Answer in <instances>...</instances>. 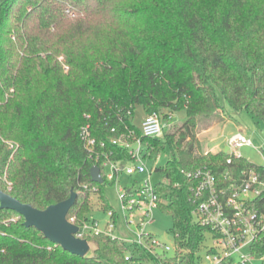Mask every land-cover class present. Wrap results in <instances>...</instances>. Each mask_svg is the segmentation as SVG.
Returning a JSON list of instances; mask_svg holds the SVG:
<instances>
[{"label":"trees","instance_id":"obj_1","mask_svg":"<svg viewBox=\"0 0 264 264\" xmlns=\"http://www.w3.org/2000/svg\"><path fill=\"white\" fill-rule=\"evenodd\" d=\"M220 95L235 112L264 121V0H0L5 193L42 210L75 191L66 217L76 223L87 219L91 194L111 209L103 189L111 183L92 182L90 168L103 175L105 157L120 164L131 158L109 139L130 130L139 136L131 121L136 105L161 120L159 110L183 115L174 133L162 128V138H141L146 157L170 149L154 171L163 172L155 189L173 219V258L102 233L84 235L94 248L79 256L0 209V264H199L209 228L193 219L195 182L186 172L208 168L224 183L226 171L238 176L255 167L244 158L227 165L223 150H201L197 132L224 119ZM85 125L93 153L79 135ZM250 251L264 255V235Z\"/></svg>","mask_w":264,"mask_h":264},{"label":"built area","instance_id":"obj_2","mask_svg":"<svg viewBox=\"0 0 264 264\" xmlns=\"http://www.w3.org/2000/svg\"><path fill=\"white\" fill-rule=\"evenodd\" d=\"M163 125L158 114L153 112L143 116L138 129L139 136L135 135L134 130H130L127 135L109 139L111 145L127 148L131 162L120 164L105 157L101 163L103 175L100 171L102 179L115 186L124 224L127 227L140 229L135 240L124 241L138 245L146 244L156 252L157 248L167 252L170 247L161 243L155 234L146 231V227L154 223V213L162 200L156 193L155 184L151 182L152 171L143 162L147 151L142 154L145 145L142 144L141 138L158 136L162 132ZM79 135L86 149L93 153L96 141L87 125L80 128ZM103 145L100 143L101 147ZM226 146L225 153L228 154L226 164L230 165L234 160L243 159L239 149L252 146V142L243 133L237 131L227 140ZM9 147L12 148L13 144ZM254 165L253 168L242 170L238 176H232L226 171L223 175L224 183L219 182L208 168L186 172V177L195 182L192 187V202L195 205L192 210L193 219L201 226L209 228L211 244L206 247L203 255L208 264H222L225 259H232L233 264H258L264 261V255H255L250 251L251 244L264 235V164ZM123 172L131 179L121 185L120 175ZM137 175L142 178L138 180L135 177ZM97 190V187L92 188L94 193ZM106 214L108 221L105 231L97 228L95 220L89 222L83 219L76 223L74 215L68 221L78 227L75 234L77 237L102 233L117 238L112 232L119 214L113 208L108 209ZM145 239L148 240L147 243Z\"/></svg>","mask_w":264,"mask_h":264},{"label":"rangeland","instance_id":"obj_3","mask_svg":"<svg viewBox=\"0 0 264 264\" xmlns=\"http://www.w3.org/2000/svg\"><path fill=\"white\" fill-rule=\"evenodd\" d=\"M220 100L223 102L224 110L223 112H219L224 119L221 121L214 123L215 129H202L197 132V138L200 141V146L202 152H217L223 150L226 146L227 140L237 131L243 133L246 137H248L252 146H244L239 149L242 157L247 161L256 164L263 165L264 164V121L261 119H257L255 117L250 116L245 110H241L239 112H235L227 100L223 99L220 95ZM161 118L163 129L166 133H174L176 128L181 124L183 120V115L180 113H169L167 110H159L158 111ZM169 113L167 117L164 115ZM143 109L140 105H136L134 109V114L131 119L132 123L136 128H139L141 125V121L143 118ZM229 121V122H228ZM225 122L227 124H225ZM225 124V125H224ZM218 125V126H217ZM223 125V126H222ZM217 126V127H216ZM162 132L157 136L162 138ZM130 140V139H129ZM146 146L142 149V154L146 153ZM158 156V160L156 157ZM170 157V149L166 147L165 151H161L158 155L155 154L153 158L144 157L143 162L145 166L151 170L150 179L153 184H156L160 181L164 180L163 172L158 170L154 171L156 165H164L165 162ZM138 180L142 178V176H135ZM131 177L127 176L124 172L120 175V184L124 185L129 182ZM103 189L105 196L107 198L108 204L119 214L115 229L112 234L122 240H135L137 237V232L140 230L139 228L127 227L124 224L120 204L116 196L115 186L113 184H107L105 182L103 184ZM90 211L85 214L87 220L90 222L91 220H95L97 222V228L101 231H105V225L108 221V217L106 214L107 209L105 208V204L100 201L99 197L95 194H91L88 197ZM155 221L153 224L146 227V231L152 232L157 236V238L170 247V250L166 253L164 252L167 258H173L175 256V244L173 237V219L171 216L163 213L160 208H158L154 213ZM211 244L210 236L205 235V239L203 242V247L199 251L200 261L199 264H208L206 260H204L203 255L206 251V247H209ZM89 250L87 252L88 255L92 253L94 248V244L92 242H88ZM157 253L162 255L163 250L161 248H157ZM142 264H156L154 262H143ZM174 264V263H169Z\"/></svg>","mask_w":264,"mask_h":264},{"label":"water","instance_id":"obj_4","mask_svg":"<svg viewBox=\"0 0 264 264\" xmlns=\"http://www.w3.org/2000/svg\"><path fill=\"white\" fill-rule=\"evenodd\" d=\"M227 151V146L223 152ZM90 179L94 183L102 184L103 179L98 166L90 168ZM77 197L75 191H71L68 198L60 202L50 204L46 208L36 209L28 203H22L0 189V209H9L18 213L23 218L25 227H34L43 236L63 250L69 253L84 256L88 250V241L77 237L78 227L68 221L67 213Z\"/></svg>","mask_w":264,"mask_h":264},{"label":"crops","instance_id":"obj_5","mask_svg":"<svg viewBox=\"0 0 264 264\" xmlns=\"http://www.w3.org/2000/svg\"><path fill=\"white\" fill-rule=\"evenodd\" d=\"M143 115H144V114H143ZM228 122H229V121H228ZM228 122H227V123H228ZM227 123L225 122V124H227ZM225 124H224V125H225ZM217 126H218V125H217ZM217 126H216V127H217ZM222 126H223V125H222ZM207 129H215V126L212 125V126H210L209 128H207Z\"/></svg>","mask_w":264,"mask_h":264}]
</instances>
